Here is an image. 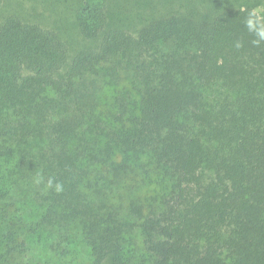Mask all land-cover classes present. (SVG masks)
<instances>
[{
	"label": "trees",
	"instance_id": "1",
	"mask_svg": "<svg viewBox=\"0 0 264 264\" xmlns=\"http://www.w3.org/2000/svg\"><path fill=\"white\" fill-rule=\"evenodd\" d=\"M171 5L132 34L84 1L73 55L0 17V257L264 264V20Z\"/></svg>",
	"mask_w": 264,
	"mask_h": 264
},
{
	"label": "rangeland",
	"instance_id": "2",
	"mask_svg": "<svg viewBox=\"0 0 264 264\" xmlns=\"http://www.w3.org/2000/svg\"><path fill=\"white\" fill-rule=\"evenodd\" d=\"M84 1L89 0H2L0 17L6 12H16L22 14L30 22L36 21L45 27L55 28L61 39L69 45L70 54L73 55L74 51L84 42L79 28L76 26V20ZM103 2L107 9L108 25L132 34L136 33L150 18H153L152 14H159L158 11L162 12L167 8L171 9L173 3L184 5L185 9L193 10L198 16L250 3L264 20V0H103ZM5 186L6 184L3 182V189ZM23 217L29 221L32 220L30 216ZM0 228L2 229L1 225ZM26 249L22 255L15 258L16 263L42 264L44 260L48 259V264H52V259L48 258L47 252L44 251L40 242H35L32 239L31 243H27ZM76 249L81 251L78 262L85 264L83 257L88 253L87 247L80 242ZM75 258L71 264H77ZM11 260L0 257V264H15Z\"/></svg>",
	"mask_w": 264,
	"mask_h": 264
},
{
	"label": "clouds",
	"instance_id": "3",
	"mask_svg": "<svg viewBox=\"0 0 264 264\" xmlns=\"http://www.w3.org/2000/svg\"><path fill=\"white\" fill-rule=\"evenodd\" d=\"M250 24L252 23L251 21L249 22ZM264 35V32L261 33ZM34 183L36 185H41L44 183V178L41 175H36L34 178ZM46 189L54 190L55 192L59 193L63 191V184L60 182H53L51 178L47 180V183L45 184Z\"/></svg>",
	"mask_w": 264,
	"mask_h": 264
}]
</instances>
